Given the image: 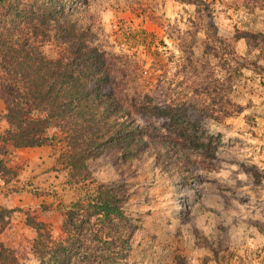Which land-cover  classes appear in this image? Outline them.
<instances>
[{
  "label": "rangeland",
  "instance_id": "obj_1",
  "mask_svg": "<svg viewBox=\"0 0 264 264\" xmlns=\"http://www.w3.org/2000/svg\"><path fill=\"white\" fill-rule=\"evenodd\" d=\"M204 1L227 44L206 39L200 27L210 18L178 0H89L83 10L97 41L126 55L127 69L142 68L157 99L188 98L194 116L205 114V99L217 118L203 121L220 141L215 170L194 163L186 172L150 145L133 159L111 148L87 161L89 175L121 196L123 230L135 229L124 264H264V0ZM61 151L60 143L18 151L12 169L2 160L10 171L0 174V205L14 212L0 240L26 264H37L31 221L63 239L61 209L84 194L68 183Z\"/></svg>",
  "mask_w": 264,
  "mask_h": 264
},
{
  "label": "trees",
  "instance_id": "obj_2",
  "mask_svg": "<svg viewBox=\"0 0 264 264\" xmlns=\"http://www.w3.org/2000/svg\"><path fill=\"white\" fill-rule=\"evenodd\" d=\"M178 1L210 18L200 27L206 39L227 44L206 1ZM88 5L89 0H0V97L8 122L1 140L15 148L60 143L58 161L68 170V183L84 190L61 209L63 239H53L48 224L31 221L37 264H124L135 229L123 230L127 217L116 189L97 183L87 169L102 150L118 148L121 158L133 159L150 145L156 155L171 153L186 172L194 163L207 170L218 163L220 141L203 122L213 118L207 100L201 99L205 114L194 116L188 98L157 99L155 85L140 82L142 68L127 69L126 55L97 41L83 11ZM208 49L205 45V55ZM197 91L207 94L203 86ZM9 171L0 160V174ZM13 212L0 205V234ZM0 264L26 263L0 240Z\"/></svg>",
  "mask_w": 264,
  "mask_h": 264
},
{
  "label": "crops",
  "instance_id": "obj_3",
  "mask_svg": "<svg viewBox=\"0 0 264 264\" xmlns=\"http://www.w3.org/2000/svg\"><path fill=\"white\" fill-rule=\"evenodd\" d=\"M5 111H6V105L3 101V99L0 97V133L4 132L8 128V122L4 117ZM1 147L5 148V149L10 148L11 152H9V156L11 157V161L8 160V158H7L8 156L6 155V152L0 153V160L2 161L4 158V163L6 164V166H8L9 169H12L16 164L14 162L15 161L14 159L16 158L15 157L16 152L24 150V149L40 148L43 146L15 148L13 146V144H10L8 142L5 143L4 141L0 140V148ZM5 159H7L9 162L8 161L6 162ZM0 184H1V180H0Z\"/></svg>",
  "mask_w": 264,
  "mask_h": 264
}]
</instances>
